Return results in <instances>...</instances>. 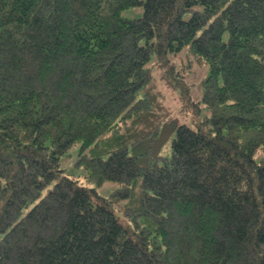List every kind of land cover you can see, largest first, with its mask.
Here are the masks:
<instances>
[{
	"label": "trees",
	"instance_id": "obj_1",
	"mask_svg": "<svg viewBox=\"0 0 264 264\" xmlns=\"http://www.w3.org/2000/svg\"><path fill=\"white\" fill-rule=\"evenodd\" d=\"M0 264H264V0H0Z\"/></svg>",
	"mask_w": 264,
	"mask_h": 264
},
{
	"label": "rangeland",
	"instance_id": "obj_2",
	"mask_svg": "<svg viewBox=\"0 0 264 264\" xmlns=\"http://www.w3.org/2000/svg\"><path fill=\"white\" fill-rule=\"evenodd\" d=\"M142 11H143L142 7L131 8V9H128V10L124 11L123 15L126 16V17H129V18H138V17H141ZM176 60L181 61V62H186L187 61V63H189V61L186 59V56H184L183 58L178 56L176 58ZM192 68L193 69L195 68V70L199 71L197 75L195 74L193 69H192L193 71L189 72L190 79H191V82L193 84H197L198 82H200L201 80H203L204 78L207 77L209 69L206 66H200L197 63H193V67ZM190 70H188V71H190ZM175 100H176V98H175ZM175 100H173V102L172 101L169 102V105L172 106L174 104ZM175 104H177L179 106V103L177 101H175ZM175 106H174V108H176ZM175 114L180 115V113L177 112V110L175 111ZM183 121L185 123H190L191 122L187 118L183 119ZM169 152H170V148H169V145H168L165 153H169ZM78 156H79V145L77 144L76 146H74L71 149L70 156L68 158H66L67 156L63 158L62 166L65 167L67 169V171H70L73 174H77L79 172V170H77V168L75 167V163H76V161L78 159ZM258 158H259V155H258ZM117 185H118L117 183L108 182L107 184H105L103 187L100 188L99 194L102 195V196H108L110 191L112 189H114Z\"/></svg>",
	"mask_w": 264,
	"mask_h": 264
}]
</instances>
